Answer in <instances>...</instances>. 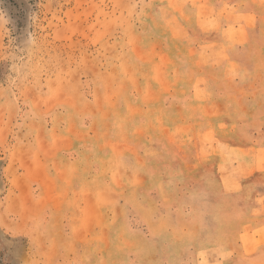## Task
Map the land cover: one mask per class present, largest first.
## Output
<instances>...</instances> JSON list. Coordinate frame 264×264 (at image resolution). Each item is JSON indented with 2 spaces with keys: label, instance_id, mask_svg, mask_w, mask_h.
I'll list each match as a JSON object with an SVG mask.
<instances>
[{
  "label": "rangeland",
  "instance_id": "obj_1",
  "mask_svg": "<svg viewBox=\"0 0 264 264\" xmlns=\"http://www.w3.org/2000/svg\"><path fill=\"white\" fill-rule=\"evenodd\" d=\"M0 264H264V0H0Z\"/></svg>",
  "mask_w": 264,
  "mask_h": 264
}]
</instances>
